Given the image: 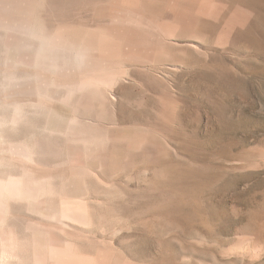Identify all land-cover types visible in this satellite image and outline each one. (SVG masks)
<instances>
[{"label": "rangeland", "instance_id": "1", "mask_svg": "<svg viewBox=\"0 0 264 264\" xmlns=\"http://www.w3.org/2000/svg\"><path fill=\"white\" fill-rule=\"evenodd\" d=\"M60 1L45 22L105 27L112 86L63 98L60 133L0 64V264H264V0ZM33 180L69 212L7 192Z\"/></svg>", "mask_w": 264, "mask_h": 264}, {"label": "bare ground", "instance_id": "2", "mask_svg": "<svg viewBox=\"0 0 264 264\" xmlns=\"http://www.w3.org/2000/svg\"><path fill=\"white\" fill-rule=\"evenodd\" d=\"M49 1L51 0H0V64L8 71L6 83L10 103L17 107L39 98L57 100L59 106L51 108L47 127L52 131L67 133L71 130L74 114L71 113L70 102L61 100L69 95L80 96L88 92H94L92 94L95 95V92L99 93L112 86L111 78L102 75L105 73L103 60L106 32L101 23L94 29L92 27V30L83 26L75 27L62 19L45 22L42 9ZM119 12L118 5L114 8V20L120 21ZM92 48L99 53L97 57L91 56ZM89 144L94 143L88 141L87 145ZM72 147L68 148L66 156L73 158L72 160L79 159L81 151L80 154L75 151L77 148ZM10 148L19 156L31 153L28 145L24 144H13ZM71 183H67L64 189H70ZM79 183L76 179L72 185H77L80 190ZM42 188L43 184L39 180L23 183L12 181L8 183L7 192L16 193L15 195L20 192L28 198L30 205L40 204L45 216L66 215L69 212L66 205L41 194ZM50 240L51 251L55 252L56 247H61L57 240Z\"/></svg>", "mask_w": 264, "mask_h": 264}]
</instances>
